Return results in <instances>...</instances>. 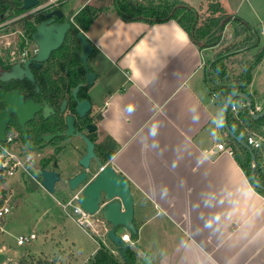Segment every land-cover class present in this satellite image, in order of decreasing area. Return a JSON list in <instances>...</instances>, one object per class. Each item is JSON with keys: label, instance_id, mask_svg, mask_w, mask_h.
<instances>
[{"label": "crops", "instance_id": "obj_1", "mask_svg": "<svg viewBox=\"0 0 264 264\" xmlns=\"http://www.w3.org/2000/svg\"><path fill=\"white\" fill-rule=\"evenodd\" d=\"M84 34L95 48L90 97L101 109L106 163L129 182L135 263L264 264V194L238 157L216 148L229 145L224 105L204 80L209 47L199 49L173 19L149 24L112 10L97 11ZM244 93L262 108L264 55ZM246 117L237 122L264 156V125Z\"/></svg>", "mask_w": 264, "mask_h": 264}, {"label": "flooded vegetation", "instance_id": "obj_2", "mask_svg": "<svg viewBox=\"0 0 264 264\" xmlns=\"http://www.w3.org/2000/svg\"><path fill=\"white\" fill-rule=\"evenodd\" d=\"M11 1L12 5L0 4V14L22 15L17 22V35L7 41L0 40V113L10 109L5 140L10 137L8 146L22 163L21 176L27 186H30V166L46 168L57 172L54 188L61 187L66 192L70 191L68 179L85 172L78 162L85 152L84 138H87L92 143L93 153L88 161L97 164L84 173V178L72 191V195L80 194L93 174L107 165L109 154V144L97 126L101 109L90 97L95 79L92 85H85V70L80 61L79 32L91 48L86 65L93 72L89 61L95 48L79 21L95 8L96 0L77 3V8L76 1L67 5L70 0H36L27 9L21 8L22 0ZM35 32L39 35L38 41L31 37ZM36 105L41 108L29 119L27 112ZM48 136L51 138L45 139ZM121 227L117 226L115 232ZM118 235L123 240V233Z\"/></svg>", "mask_w": 264, "mask_h": 264}, {"label": "rangeland", "instance_id": "obj_3", "mask_svg": "<svg viewBox=\"0 0 264 264\" xmlns=\"http://www.w3.org/2000/svg\"><path fill=\"white\" fill-rule=\"evenodd\" d=\"M76 1V2H75ZM86 0H70L67 5L75 2L79 5L84 4ZM132 3L140 2H158V0H129ZM172 1V0H166ZM185 2L190 7L195 8L198 19L203 20L211 14L207 6L211 3H217L224 8L227 13H233L243 17L246 21L235 16L238 20L252 25L256 30L261 41L260 25L264 29V0H178ZM94 6V5H93ZM90 14L96 10L115 11L112 3L103 4L101 7L95 4ZM98 7V8H97ZM104 10V11H105ZM221 12L225 16L222 29L219 31V38L216 45L205 50L207 59L216 56L217 53L224 51L237 41L233 36V30L238 25L234 16L225 13L221 8ZM214 15H217L215 13ZM5 15L3 18L10 17ZM259 23V24H258ZM10 31L14 33L9 34ZM19 31L18 23L4 30V36L0 40L7 41L13 38ZM231 33H229V32ZM264 38V35L262 36ZM229 52V59H238L240 54ZM239 53V52H238ZM226 64V63H225ZM237 65L227 64L228 75L235 76L239 71ZM213 85V84H212ZM224 132V130H223ZM224 137L226 133L224 132ZM36 154L31 158L34 159ZM70 157V156H69ZM239 161L242 158L238 156ZM23 159H21L22 161ZM32 161V160H31ZM21 171H17L11 178L10 186L6 189H11L10 196L12 197V209L9 212L7 221L4 226L2 240L0 239V261L2 264H93L92 259L95 251L102 247L105 248L111 255L120 262L121 259L117 252L116 246L108 239L106 230L108 223L104 221L100 214L90 216L89 224L78 225L68 214V209L64 210L59 207L56 201L63 203L72 195V191L64 192L61 187H55L52 194L44 191L42 188L32 190L30 186L24 182V177L21 176ZM34 233L35 238L16 246L15 237L18 234ZM116 233L128 235V240H124V245L134 252L133 264L135 263V251L133 238L129 236V230L123 227L116 229ZM135 238V237H134ZM3 243L4 246L1 244ZM40 261L41 263H39Z\"/></svg>", "mask_w": 264, "mask_h": 264}, {"label": "trees", "instance_id": "obj_4", "mask_svg": "<svg viewBox=\"0 0 264 264\" xmlns=\"http://www.w3.org/2000/svg\"><path fill=\"white\" fill-rule=\"evenodd\" d=\"M112 3L115 12L122 18L130 21H143L149 24L166 21L169 19L175 20L179 26L186 32L187 36L193 44L199 49L212 47L216 45L219 38V31L222 29L225 21V16L221 12L219 4L211 3V14L205 19H198V14L195 9L187 5L185 2L172 0H158V2H140L135 1L132 3L129 0H96L97 6L103 4ZM98 8V7H97ZM105 10V9H103ZM99 11V10H98ZM97 10L92 14H87L86 17L80 19L79 23L82 28H86L92 21ZM217 13V15H214ZM238 25L233 30V36L237 39L235 43L213 56L211 59H207L204 65V80L209 85V91L217 96L221 105L228 98L238 92H244V87L249 83L251 77V71L256 67L261 58L264 55V44L259 45V38L256 30L248 23L238 20L234 17ZM252 49L255 52L251 54ZM236 50V53L240 54L238 59L230 60L229 52ZM95 52V49H93ZM239 52V53H238ZM226 63V64H225ZM227 64L237 65L239 72L234 76L228 75ZM213 84V85H212ZM237 100L243 102V100L237 98ZM229 111V109H228ZM246 119L255 126L264 125V115L256 120H252L250 116ZM226 122L229 125L230 131L241 141L245 142L247 132L242 122L235 121L229 113L226 114ZM227 143L232 149V154L236 157L242 158L241 168L247 176L251 186L259 193L264 194L263 190H260L254 186L249 177L250 170V155L248 151L236 140L227 135ZM254 160L253 170L254 176L257 182L264 186V156L260 149H251ZM129 236L134 239L135 231L130 232ZM124 241L121 240L122 259L118 262L110 252L105 248H98L92 259L93 264H133L134 252L124 245ZM41 263L40 261H38Z\"/></svg>", "mask_w": 264, "mask_h": 264}, {"label": "water", "instance_id": "obj_5", "mask_svg": "<svg viewBox=\"0 0 264 264\" xmlns=\"http://www.w3.org/2000/svg\"><path fill=\"white\" fill-rule=\"evenodd\" d=\"M23 3L21 5L22 9H27L30 6L35 4L36 0H22ZM10 4L12 5L11 0H0V4ZM7 12L0 14V19H2ZM39 27L36 28L38 31ZM60 36V35H59ZM33 40L38 41L39 35L37 32L31 35ZM78 37L82 44V51L80 56V61L83 64L85 70V85H92L93 80L95 79V74L88 70L86 65V59L91 52V48L89 44L84 40L83 34L81 32L78 33ZM240 98L244 102H246L249 107L252 102L250 98L244 92H238L228 98L224 103L222 109V125L225 132L238 143H240L249 153L250 161L253 162L254 156L252 150L249 145L245 142L239 140L229 129L226 122V114L227 109L230 102L235 99ZM41 106H34L30 108L27 112V116L29 119L32 116V113L39 110ZM87 109V107L85 108ZM10 109L7 111L0 113V142L5 141V125L8 119V113ZM13 111V110H11ZM18 117V120L21 119L16 110L14 111ZM264 115V105L260 109L259 112L253 114L251 116L252 120H256ZM25 119V118H23ZM19 123L20 120H19ZM67 134V133H66ZM51 136H48L45 139H49ZM86 148L84 154L81 156V160L78 164L85 170L87 173L90 171L89 169L96 163H89L88 159L93 157L92 153V143L84 138ZM97 164V163H96ZM249 177L254 186L260 190L264 191V186L259 184L254 176L253 165L250 166ZM29 172L31 174V178L29 180L30 187L32 190L37 189L38 186H41L48 193L53 192L54 182L58 179L57 172L54 170H48L46 168H34L32 166L29 167ZM81 172L76 177L68 179V189L70 191H74L77 188V185L84 178V173ZM38 181V182H36ZM77 204L81 207L85 212L90 214H100L102 219L108 223V228L106 230V235L108 239L112 241V243L116 246L117 252L119 254L120 259H122V250L120 246L121 237L115 232V228L117 226H122L125 229H128L130 232L135 231V227L132 221V197L129 189V182L120 174L116 173L112 170L111 166L108 164L103 167L102 170L97 171L93 174L91 181L86 184L80 191V194L77 198Z\"/></svg>", "mask_w": 264, "mask_h": 264}, {"label": "built area", "instance_id": "obj_6", "mask_svg": "<svg viewBox=\"0 0 264 264\" xmlns=\"http://www.w3.org/2000/svg\"><path fill=\"white\" fill-rule=\"evenodd\" d=\"M21 15L10 16L7 18L0 19V38L3 37L4 30L7 28L9 30L10 26L16 24L18 20L21 18ZM229 32V31H228ZM231 33V32H229ZM9 34H12L10 31ZM229 113L232 115V118L235 121H239L242 116H252L260 111L261 107L257 104H251L249 107L247 106L246 102L235 101L233 100L230 102L229 106ZM10 137L7 136L4 142H0V238L4 233V226L7 221L9 212L12 209L11 201L12 197L10 196L11 189L10 186L11 178L15 175V173L21 169V162L14 157L11 152L10 147L8 146L10 143ZM245 143L250 146L252 149H259L260 142L257 141L251 134H247L245 137ZM217 150L225 151L229 154H232V149L229 146H225L223 143H218L216 145ZM253 163H250L252 166ZM79 194H73L68 200L61 203V207L64 209H68V214L72 217V219L80 226L89 224L90 223V214L85 212L79 205L77 204V198ZM64 209V210H65ZM35 238L34 233L29 234H18L15 237V243L18 245H22L29 240Z\"/></svg>", "mask_w": 264, "mask_h": 264}, {"label": "bare ground", "instance_id": "obj_7", "mask_svg": "<svg viewBox=\"0 0 264 264\" xmlns=\"http://www.w3.org/2000/svg\"><path fill=\"white\" fill-rule=\"evenodd\" d=\"M122 237H123V239H124V234H123V236H122Z\"/></svg>", "mask_w": 264, "mask_h": 264}, {"label": "clouds", "instance_id": "obj_8", "mask_svg": "<svg viewBox=\"0 0 264 264\" xmlns=\"http://www.w3.org/2000/svg\"><path fill=\"white\" fill-rule=\"evenodd\" d=\"M125 240V239H124Z\"/></svg>", "mask_w": 264, "mask_h": 264}]
</instances>
